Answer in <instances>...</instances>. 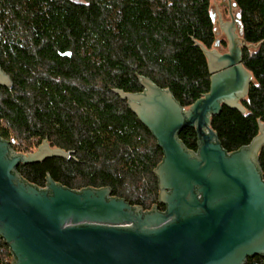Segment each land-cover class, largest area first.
I'll return each instance as SVG.
<instances>
[{
  "label": "trees",
  "instance_id": "1",
  "mask_svg": "<svg viewBox=\"0 0 264 264\" xmlns=\"http://www.w3.org/2000/svg\"><path fill=\"white\" fill-rule=\"evenodd\" d=\"M233 2L244 39L258 47L243 48L253 74L246 113L223 106L211 119L227 152L250 144L264 123V0ZM216 39L210 0H0V62L13 81L0 85V136L19 153L44 140L72 152L21 163L18 172L39 188L50 175L72 190L109 187L145 211L164 209L154 172L163 150L114 89L142 92V75L189 107L210 91L201 45L211 49ZM179 138L198 149L194 128ZM259 162L264 177V147ZM11 262L0 237V264ZM246 264H264V256Z\"/></svg>",
  "mask_w": 264,
  "mask_h": 264
},
{
  "label": "water",
  "instance_id": "2",
  "mask_svg": "<svg viewBox=\"0 0 264 264\" xmlns=\"http://www.w3.org/2000/svg\"><path fill=\"white\" fill-rule=\"evenodd\" d=\"M231 21L219 12V27L228 51L202 46L211 73L210 91L189 107L170 89L139 76L142 92H114L152 132L164 158L154 170L159 203L145 211L112 189L66 188L50 175L47 186L24 180L22 164L51 157L70 159L71 151L47 140L31 153H19L0 136V237L9 246L12 264H246L264 256V177L259 156L264 123L250 144L227 152L211 119L223 106L246 113L253 74L243 64V48H257L243 37L241 13ZM216 22L215 14L212 13ZM239 28V31H238ZM71 56V52L62 54ZM0 85L13 81L0 62ZM194 128L198 149H187L179 134Z\"/></svg>",
  "mask_w": 264,
  "mask_h": 264
},
{
  "label": "rangeland",
  "instance_id": "3",
  "mask_svg": "<svg viewBox=\"0 0 264 264\" xmlns=\"http://www.w3.org/2000/svg\"><path fill=\"white\" fill-rule=\"evenodd\" d=\"M210 2H211V12L215 14V18H216L215 29H216L217 39L220 41V45L217 47V49L228 51L227 36L224 33V31L222 29H218V27H219V12H221V17L224 21H231L230 9L228 7L229 0H210ZM237 13H239V9L237 7H233V14L236 15ZM222 42H226L227 45L222 44ZM250 49L255 50L256 48L252 47ZM37 149L38 147L35 148L33 152L37 151Z\"/></svg>",
  "mask_w": 264,
  "mask_h": 264
},
{
  "label": "flooded vegetation",
  "instance_id": "4",
  "mask_svg": "<svg viewBox=\"0 0 264 264\" xmlns=\"http://www.w3.org/2000/svg\"><path fill=\"white\" fill-rule=\"evenodd\" d=\"M164 206V205H163ZM164 209H165V206H164ZM164 209H162V210H164Z\"/></svg>",
  "mask_w": 264,
  "mask_h": 264
},
{
  "label": "crops",
  "instance_id": "5",
  "mask_svg": "<svg viewBox=\"0 0 264 264\" xmlns=\"http://www.w3.org/2000/svg\"><path fill=\"white\" fill-rule=\"evenodd\" d=\"M238 8V7H237ZM216 30V29H215Z\"/></svg>",
  "mask_w": 264,
  "mask_h": 264
}]
</instances>
